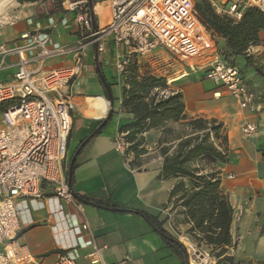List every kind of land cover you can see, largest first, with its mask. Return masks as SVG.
I'll list each match as a JSON object with an SVG mask.
<instances>
[{"label": "crops", "instance_id": "1", "mask_svg": "<svg viewBox=\"0 0 264 264\" xmlns=\"http://www.w3.org/2000/svg\"><path fill=\"white\" fill-rule=\"evenodd\" d=\"M110 10V0H95L92 12L98 18L99 28L108 24ZM52 12V0H21L10 12L19 15L21 20L14 26L0 28V45H16L23 34L37 28L46 29L52 17L60 21L63 15ZM51 34L54 41L62 45H73L78 41L76 31L62 25ZM260 38L261 45L253 47L252 64H247L244 57L235 58V65L242 71L247 85L257 94L255 111L241 110L225 89L204 81L200 71L190 70L185 73V78L170 85L172 90L182 92L188 117L214 118L223 122L227 130L230 160L219 166V170L221 189L234 210L231 236L235 246L228 248L220 258L226 260L225 264H264V78L257 73L259 69L264 74V31ZM91 50L93 64H82L71 87L73 126L68 141L67 179L72 157L97 123L107 118L111 106L98 79L95 47ZM238 58H242V64H237ZM16 61V58L8 59L11 67L0 71V82L12 81ZM99 61L112 86L113 106L117 113L102 134L83 147L76 158L74 192L99 201L111 200L150 214L163 222L164 229L176 239L181 234L188 235L190 226L169 205L176 180L158 179L163 163L157 150L161 132L150 131L145 135L149 153L143 158L141 171L133 169L130 160L117 151V136L129 123L121 112L124 77L116 71L111 46L106 53L99 55ZM74 65L71 60L53 61L48 64V69ZM138 66L140 74L152 71L145 64ZM193 74H197V80L189 79ZM94 95L104 98L107 104L105 116L90 114L96 109L88 103V98ZM248 123L256 125L258 133L245 139L242 127ZM170 126L176 130L180 128L177 123ZM18 210L20 242L44 263H53L61 255L74 250L78 255L77 264H90L91 249L84 248V243L93 239L102 249L105 264H185L142 217L134 214L112 213L88 205L80 211L75 204L57 200L49 193L39 201L19 200Z\"/></svg>", "mask_w": 264, "mask_h": 264}, {"label": "built area", "instance_id": "2", "mask_svg": "<svg viewBox=\"0 0 264 264\" xmlns=\"http://www.w3.org/2000/svg\"><path fill=\"white\" fill-rule=\"evenodd\" d=\"M197 1L110 0L108 24L94 29L88 0H65L63 6L67 7L60 21L52 17L46 29L23 34L16 45H0V71L11 67L9 58L17 59L12 81L0 82V108L6 106L0 110V264H77V251L44 263L20 243L18 201H39L49 193L84 210L69 187L66 162L73 126L71 87L79 76L86 48L92 46L104 54L111 46L120 76L131 63L145 64L159 73L168 65L160 53L165 50L188 64L191 72H202L204 81L225 89L241 110L255 111L257 94L247 85L242 71L222 57L217 37L198 15ZM208 1L218 16L235 23L250 8L264 12V0ZM20 20L19 15L6 13L0 17V28ZM58 25L76 31L78 41L73 45L54 41L51 32ZM87 40L90 42L83 43ZM248 54L253 55V47ZM60 60H71L75 65L48 69L49 63ZM257 133L254 124L242 127L245 139ZM115 144L125 156L128 145L123 134L117 136ZM177 240L189 264H215L205 246L197 245L188 235L181 234ZM84 248L91 249L90 264H105L102 249L93 239L86 241Z\"/></svg>", "mask_w": 264, "mask_h": 264}, {"label": "trees", "instance_id": "3", "mask_svg": "<svg viewBox=\"0 0 264 264\" xmlns=\"http://www.w3.org/2000/svg\"><path fill=\"white\" fill-rule=\"evenodd\" d=\"M52 2V14H64L65 0H52ZM91 3L94 6L95 0H91ZM88 8L98 29L99 21L92 12L89 0ZM196 10L207 29L213 32L217 39L224 41L223 48L219 49L224 59L236 66L235 58L244 57L247 64H252V56L248 51L252 47L261 45L260 33L264 31V12L250 8L245 12L242 20L235 23L226 17L218 16L208 0L197 1ZM99 69L98 79L109 101L107 90L112 97V86L103 74L100 61ZM139 71V66L131 63L123 75L121 112L129 121L120 130L128 145L124 157L130 160L133 169L141 171L144 165L143 158L149 153L145 135L150 131L161 132L157 150L163 163L158 179L159 181L176 180L169 196L171 210L184 217L185 223L190 226L187 234L193 242L207 247L220 259L227 253L228 248L235 246L231 236L234 210L221 189L222 178L219 170V166L230 160L229 139L225 125L214 118L188 117L185 114L186 105L182 92L172 90L165 78L148 71L140 74ZM257 73L264 78V74L259 69ZM116 113L112 98L107 118L97 123L91 135L82 142L83 147L102 134ZM175 123L180 125L179 130L170 126ZM83 147L80 146L72 157L67 179L75 199L83 205L99 210L142 217L163 239L167 247L185 264H189L185 249L164 229V223L158 218L124 204L111 200L99 201L94 197L80 196L74 192V172L78 164L76 159L73 162V158L78 157Z\"/></svg>", "mask_w": 264, "mask_h": 264}, {"label": "rangeland", "instance_id": "4", "mask_svg": "<svg viewBox=\"0 0 264 264\" xmlns=\"http://www.w3.org/2000/svg\"><path fill=\"white\" fill-rule=\"evenodd\" d=\"M20 1L21 0H15L14 5L9 6L5 10L4 14L10 13L12 10H14L15 6L17 4H19ZM69 1L74 2L72 0H69ZM76 1H79V0H76ZM105 18H106V13H105ZM88 42H90V41L87 40L83 43H88ZM217 45H218L219 49L223 48V46H224L223 42L220 39H217ZM91 49H92V46L88 47V51H87V49L84 51V57L82 60L83 64H93L92 50ZM160 53L166 60H168V65H166V64L163 65V67L160 68L159 73L158 72H155V73H156V76L167 79L169 86L171 85L170 80L172 78L178 77V76L182 75L183 73L190 72V68H189L188 64L181 62L176 57L172 56L171 53H169L165 50H161ZM238 60L239 61H237V64H242V58H240V59L238 58ZM150 72H154V71L150 70ZM196 75L197 74H193L192 77H189V79L195 78V80H197V77H195ZM1 126H3V124H2V118L0 117V127ZM19 241H20V239H19ZM205 250L208 252V254L210 255L211 259L214 261L215 264H225L226 260L218 259L216 257V254H213L209 249L205 248Z\"/></svg>", "mask_w": 264, "mask_h": 264}, {"label": "bare ground", "instance_id": "5", "mask_svg": "<svg viewBox=\"0 0 264 264\" xmlns=\"http://www.w3.org/2000/svg\"><path fill=\"white\" fill-rule=\"evenodd\" d=\"M15 0H0V17L5 13V10L14 5ZM187 74H182L174 79H171V83L174 81L181 80L185 78ZM88 103L92 104L95 107V111L90 114H96L100 116H105L107 113V104L104 102V98L101 95H94L88 98Z\"/></svg>", "mask_w": 264, "mask_h": 264}, {"label": "water", "instance_id": "6", "mask_svg": "<svg viewBox=\"0 0 264 264\" xmlns=\"http://www.w3.org/2000/svg\"><path fill=\"white\" fill-rule=\"evenodd\" d=\"M89 2L91 4V8L93 9V4L91 3V0H89ZM92 19H93V27H94V29H97L96 25H95V22H94V17L93 16H92ZM95 61H96V64L98 66V64H99V53L97 51V48H95ZM98 71H100L99 67H98ZM107 92L109 94L108 98H109V106H110L111 102H112V97H111V94H110L109 90H107ZM83 146H84V144L81 145V147H83ZM75 159H76V157L73 158V162L75 161Z\"/></svg>", "mask_w": 264, "mask_h": 264}]
</instances>
